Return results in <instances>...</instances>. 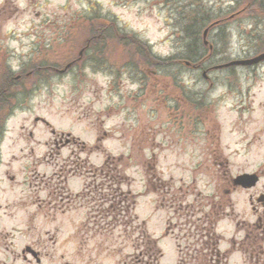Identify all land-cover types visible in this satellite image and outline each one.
Masks as SVG:
<instances>
[{"label": "rangeland", "instance_id": "obj_1", "mask_svg": "<svg viewBox=\"0 0 264 264\" xmlns=\"http://www.w3.org/2000/svg\"><path fill=\"white\" fill-rule=\"evenodd\" d=\"M247 2L0 0V76L2 62L15 74L39 67L24 81L0 145V264H37L24 259L26 246L42 253V264H149L142 219L163 252L160 264H192L198 250L208 254L202 218L215 202L227 212L215 227L221 252L246 230L264 240L257 201L264 194V63L215 69L208 80L203 70L179 65L201 62L207 70L264 51V13L251 15ZM228 16L225 29L210 34L215 49L204 47L200 26L205 49L194 51L186 32L193 19ZM107 22L138 43L128 50L114 33L101 56L107 65L95 67L84 52ZM67 133L74 144L61 142ZM96 144L101 150L90 151ZM108 155L123 156L129 179L121 188L141 193L136 210L120 218L109 202L100 206L110 192L99 193L102 177L90 165L102 166ZM243 173L260 181L235 189L232 179ZM148 179L157 192L144 193ZM228 262L252 264L239 251Z\"/></svg>", "mask_w": 264, "mask_h": 264}, {"label": "trees", "instance_id": "obj_2", "mask_svg": "<svg viewBox=\"0 0 264 264\" xmlns=\"http://www.w3.org/2000/svg\"><path fill=\"white\" fill-rule=\"evenodd\" d=\"M247 6L244 5V8L247 9L248 12H254L251 15H255V17H260L257 12L258 10H262L264 13V0H247ZM194 14V13H193ZM198 17L197 15H195ZM253 18V16H252ZM221 18H214V19H208V18H194L192 23L190 24L189 28L190 30H186L187 37H189L194 44V51L205 49L203 48L199 42L200 41V26H203L204 29L211 24L214 21H217ZM197 20H201L200 22H197ZM90 27L88 28L89 31L95 30L96 27V19H90L89 21ZM209 22V23H208ZM226 25H222L218 27L215 30H224V27ZM100 32H96L95 36L90 42V45L86 48L84 55L85 58L87 56V62L95 67L104 66L107 65L105 63V59H101V56H104L106 47L111 43L113 40L114 33L115 34H121L123 37V40H126L123 44L126 49L131 50V48L135 49L136 44L138 42V39L136 37L132 38L129 37L128 34H122L120 31H122L115 22H107L105 26H102ZM97 31V30H96ZM213 31V30H212ZM139 45V44H138ZM205 47V46H204ZM147 52L149 53V48H146ZM193 52V50H191ZM191 53V52H190ZM195 54V53H194ZM99 55V56H98ZM195 56H189L190 59H195ZM197 57V56H196ZM149 59L152 62L153 57L149 55ZM3 63V71L2 75L0 76V145L4 136L5 132V126L8 117H10L17 104L19 103V98L23 97L25 91L22 89L23 83L25 80H28L29 76L33 75L34 73L38 72L39 67H34L31 69V74L28 72H23L20 74H15L13 70L10 68L7 62ZM162 67H171L166 66V63ZM171 65V64H170ZM43 71V72H42ZM44 71H48L46 67L41 68L40 73H45ZM33 72V73H32ZM29 75V76H28ZM19 90V91H18ZM95 151L101 150V147L96 146ZM123 157H113L108 155L105 163L102 167L96 168L97 174H99L101 179L100 184V192L103 193L104 191H110L109 198L101 197L100 201H102V204L100 206H104L107 202H109V212H111L112 217L114 218H120L123 213H131L132 210L135 209L137 204V196L131 194V193H125L121 190V185L126 183L128 180L126 174H125V168L126 166L123 165ZM93 168V167H92ZM153 177V175H152ZM149 180V179H148ZM151 181H148V192H157V185L152 184ZM154 183V182H153ZM106 184L109 186L108 188H105ZM115 185V188L114 186ZM225 206L221 203L216 202L212 205V211L207 212L204 214V217L202 218L203 224H206V226L203 228L205 231V239L204 242L205 250L208 251L205 254L201 253L200 250H198V256H194L191 261L192 264H229L228 262V255L225 253H221L219 251V244L221 237L216 234L215 227L219 220L225 217L226 209ZM107 212V209L104 210L102 213ZM134 219H138L137 216H133ZM141 229L142 234V241L141 245L144 248V255L148 258L149 264H159L160 259L162 258L163 254L160 248L158 247L157 240L152 238L147 230L145 223H141L139 225ZM198 228H196L197 230ZM169 230V227H168ZM167 230V232H168ZM144 239V240H143ZM261 240L258 239V237H247L245 240L238 243L236 246L234 244L233 248L238 249L241 251L245 257V260L251 261L252 264H264V253H263V246ZM210 253V258L209 255ZM216 255V257H215ZM214 261V262H213ZM183 264V263H180Z\"/></svg>", "mask_w": 264, "mask_h": 264}, {"label": "water", "instance_id": "obj_3", "mask_svg": "<svg viewBox=\"0 0 264 264\" xmlns=\"http://www.w3.org/2000/svg\"><path fill=\"white\" fill-rule=\"evenodd\" d=\"M207 32H208V30L205 31V34H207ZM263 61H264V53L258 55L255 58L249 59V60L233 61V62L226 64L222 67H228V66H232V65L251 66V65H255V64H258L260 62H263ZM258 180H259V178L255 174H243V175H240L234 179V185L235 186H241L245 189H250L257 184ZM262 200H264V198H262Z\"/></svg>", "mask_w": 264, "mask_h": 264}, {"label": "flooded vegetation", "instance_id": "obj_4", "mask_svg": "<svg viewBox=\"0 0 264 264\" xmlns=\"http://www.w3.org/2000/svg\"><path fill=\"white\" fill-rule=\"evenodd\" d=\"M56 144H58V142L56 143ZM58 146V145H57ZM251 200L253 201V197L251 198ZM34 251V252H33ZM32 255V256H34L35 258V260H39V261H41V259H42V257H43V255H42V253L41 252H39V251H37V249H35V248H27V249H25V253L23 252L22 254H23V257H24V259L25 260H27V255H30V254ZM29 263H31L32 264V262L31 261H29ZM66 264H68V263H66Z\"/></svg>", "mask_w": 264, "mask_h": 264}]
</instances>
